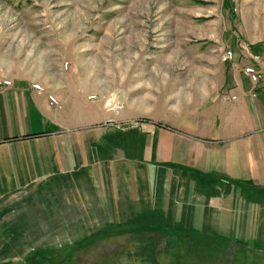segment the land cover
Masks as SVG:
<instances>
[{
  "label": "rangeland",
  "instance_id": "obj_1",
  "mask_svg": "<svg viewBox=\"0 0 264 264\" xmlns=\"http://www.w3.org/2000/svg\"><path fill=\"white\" fill-rule=\"evenodd\" d=\"M254 20L264 24V0H0V79L50 91L62 125L122 140L136 119L212 94L235 62L222 55L246 51ZM52 195L31 207L26 233L0 232V264H264V250L226 236L101 234L107 224L82 221L67 190Z\"/></svg>",
  "mask_w": 264,
  "mask_h": 264
},
{
  "label": "crops",
  "instance_id": "obj_2",
  "mask_svg": "<svg viewBox=\"0 0 264 264\" xmlns=\"http://www.w3.org/2000/svg\"><path fill=\"white\" fill-rule=\"evenodd\" d=\"M258 23L212 94L136 119L122 140L92 134L84 124L62 125L46 110L50 91L0 79V232L15 240L34 223L38 200L67 190L70 206L85 210L82 221L107 224L101 234L226 236L264 250V82L253 88L242 73L257 56L264 74ZM144 214L162 216L167 230L129 225ZM30 253L52 256L37 248Z\"/></svg>",
  "mask_w": 264,
  "mask_h": 264
},
{
  "label": "built area",
  "instance_id": "obj_3",
  "mask_svg": "<svg viewBox=\"0 0 264 264\" xmlns=\"http://www.w3.org/2000/svg\"><path fill=\"white\" fill-rule=\"evenodd\" d=\"M234 53L230 50H227L224 52V54L221 57V61L223 63L225 62H232L233 58H234ZM253 62H255V64L251 65V66H247L245 68H243L242 73L244 76H246L249 80L250 83L253 85V88L257 87L261 82H264V74L262 73V71L258 68L259 64V58L257 56L252 57ZM36 90L38 91H42V87L41 86H35ZM256 95L255 91L252 94V97H254ZM52 102L56 103L55 99L51 98ZM232 99L234 100L235 97H232Z\"/></svg>",
  "mask_w": 264,
  "mask_h": 264
},
{
  "label": "trees",
  "instance_id": "obj_4",
  "mask_svg": "<svg viewBox=\"0 0 264 264\" xmlns=\"http://www.w3.org/2000/svg\"><path fill=\"white\" fill-rule=\"evenodd\" d=\"M130 226L136 227L143 232L151 231V232H164L165 227L167 223L163 219L162 216L158 215H153V214H144L140 215L132 220V222L129 223ZM197 235L191 234L190 236L187 235V238H191ZM210 238V237H209ZM208 236L207 238H204L203 240L209 239ZM210 240V239H209ZM10 264V263H6Z\"/></svg>",
  "mask_w": 264,
  "mask_h": 264
}]
</instances>
